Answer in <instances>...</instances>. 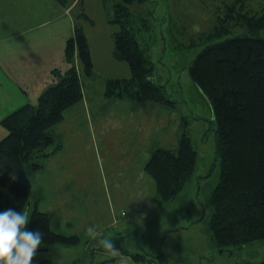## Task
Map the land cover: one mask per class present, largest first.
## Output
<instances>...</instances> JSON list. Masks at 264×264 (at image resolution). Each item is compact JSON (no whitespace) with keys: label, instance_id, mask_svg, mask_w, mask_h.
Here are the masks:
<instances>
[{"label":"rangeland","instance_id":"obj_1","mask_svg":"<svg viewBox=\"0 0 264 264\" xmlns=\"http://www.w3.org/2000/svg\"><path fill=\"white\" fill-rule=\"evenodd\" d=\"M120 1L68 0L66 15L56 20L60 25L54 27L53 43L72 38L75 29L81 28L93 70L90 76L85 75L77 52L73 66L64 59L62 71L60 60L53 61L56 66L50 71L57 69L62 77L71 67L75 69L82 101L65 111L54 128V143L38 159L42 169L33 173L26 166L32 189L24 210L29 215L34 209L46 213L51 231L76 236L79 242L70 247L42 244L33 264H54V260L58 264H98L105 258H116L113 264H136L123 251L144 254L153 264L262 261L264 241L223 253L211 245L210 196L220 173L216 127L210 102L191 81L188 70L205 46L243 33L242 19L248 13H261L264 0H144L129 5L135 17L133 30L154 68L152 79L174 101L173 108L129 101L117 87L112 91V86L107 87L109 80L129 78L127 64L114 57L113 34L119 28L110 23L113 5ZM19 5L32 3L0 0V11L14 17ZM228 13H233L229 34L203 40ZM49 28L36 33L48 35ZM23 53L29 54L27 50ZM16 62L22 69V60ZM6 68L11 80L0 73V122L23 105L37 107L39 95L60 80L50 74L47 81L42 72L37 81L27 79L18 84L15 66ZM184 132L197 153L196 168L178 196L162 202L144 166L156 149L175 150ZM6 135L0 125V141ZM104 239L113 240L114 249L104 248Z\"/></svg>","mask_w":264,"mask_h":264},{"label":"trees","instance_id":"obj_2","mask_svg":"<svg viewBox=\"0 0 264 264\" xmlns=\"http://www.w3.org/2000/svg\"><path fill=\"white\" fill-rule=\"evenodd\" d=\"M54 1L65 8L68 0ZM143 1L121 0L113 5L110 23L119 28L113 34L114 57L127 64L129 78L109 80L107 87L112 86L109 91L117 87L118 93L129 101L173 108L174 101L152 79L153 65L131 24L135 17L129 5ZM232 17L233 13H228L203 40L209 42L229 34ZM241 23L243 33L205 46L188 70L191 81L210 102L216 127L220 173L210 196L209 230L211 245L220 253L264 241V7L259 14L248 13ZM74 52L85 75L90 76L93 64L81 28L75 29L74 36L66 42L64 59L68 65L73 66ZM51 74L60 80L39 95L37 107L23 105L0 122L7 130L0 141V210L25 209L32 189L26 166L33 173L42 169L38 159L54 143V128L62 122L65 111L82 101L81 85L73 67L64 77L57 69ZM196 161L197 153L184 132L175 150L152 152L144 173L153 181L157 197L169 202L193 177ZM26 226L40 230L42 244L47 247H70L79 242L76 236L51 231L48 215L36 209ZM122 254L136 264H153L144 254ZM115 260L105 258L98 264H113ZM244 264H264V259Z\"/></svg>","mask_w":264,"mask_h":264},{"label":"crops","instance_id":"obj_3","mask_svg":"<svg viewBox=\"0 0 264 264\" xmlns=\"http://www.w3.org/2000/svg\"><path fill=\"white\" fill-rule=\"evenodd\" d=\"M30 3L32 5L17 6L14 17H8L3 11H0V73L5 79L10 78L11 80L6 67L14 65L17 69L15 76L18 84L21 80L27 79L37 81L38 78L43 77V73L45 79L47 78L46 80L49 81L50 70L56 66V63L53 62L55 59L60 60L62 68L60 71L64 70L65 46L67 40L70 39L66 36L64 37L66 39L53 43L54 27L57 28L60 25L56 20L66 15V7H61L54 0H30ZM46 14L49 16L45 21ZM48 26L51 27L47 31L48 35L44 31L36 33ZM24 41H29V45ZM26 45L27 47H25ZM23 50H27L29 54L26 56ZM16 60H22L20 64L22 69H18L19 65ZM23 60H26V64ZM37 96L38 94L34 96V99Z\"/></svg>","mask_w":264,"mask_h":264},{"label":"clouds","instance_id":"obj_4","mask_svg":"<svg viewBox=\"0 0 264 264\" xmlns=\"http://www.w3.org/2000/svg\"><path fill=\"white\" fill-rule=\"evenodd\" d=\"M29 219L30 215L22 208L0 210V264H33V257L42 245V232L27 228ZM89 232L95 236L92 229ZM101 243L106 249H114L111 239ZM54 264L58 261L54 260Z\"/></svg>","mask_w":264,"mask_h":264}]
</instances>
